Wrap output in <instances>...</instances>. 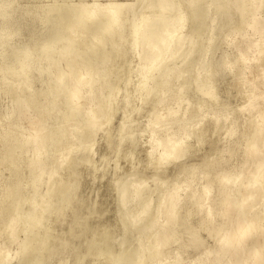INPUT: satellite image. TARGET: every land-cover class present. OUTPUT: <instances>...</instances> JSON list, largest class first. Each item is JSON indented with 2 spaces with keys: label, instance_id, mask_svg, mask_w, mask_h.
<instances>
[{
  "label": "bare ground",
  "instance_id": "6f19581e",
  "mask_svg": "<svg viewBox=\"0 0 264 264\" xmlns=\"http://www.w3.org/2000/svg\"><path fill=\"white\" fill-rule=\"evenodd\" d=\"M135 1L141 2L61 0L43 10L34 5L39 12L34 6L20 11L18 0H0V73L12 76L13 82L0 81L10 83L8 91L17 96L0 126V165H7L9 171L0 195V234H4L0 264L9 263L7 246L16 241L17 229L23 239L16 264H46L51 248L70 245L62 236H55L53 244L47 240L53 229L47 221L52 215L54 224H59L63 209L73 205L82 168L90 163L95 134H111L107 124L116 112L126 119L135 112L130 105L136 92H142L143 99L154 96L151 110L160 106L153 126H162L161 134L151 144L146 142L151 147L144 150L149 157L145 167L164 168L187 158L191 153L188 140L193 136L202 144L209 127L215 134L225 129L230 137L242 130L226 150L233 155L234 147L241 148L240 161L227 162L223 171L229 173L212 176L215 160L224 152L214 144L215 155H205L196 166L204 171L203 176L196 180V170L187 173L186 168H178L177 176L191 181L176 182L155 205L153 192L132 180L141 174L140 165L136 152L129 153L126 147L127 143L138 147L134 136L139 132L131 131L130 119L122 120L118 141L113 144L105 139L107 147L113 146L118 153L126 141L128 153L121 152L122 159L131 163L127 170L122 172L117 166L114 172L120 209L117 227L124 231L118 236L119 248L112 250L108 244L110 228L97 231L85 225L80 206L73 209L67 234L88 232L86 254L108 264H264V0H142L137 7ZM11 27L12 34L8 33ZM23 29L28 36L15 44ZM223 44L236 52L228 64L215 56ZM62 60L64 68L59 66ZM134 74L137 80L131 88ZM227 78L226 94L236 88L239 102L233 114H242L239 122L222 114L227 99L216 100L219 85ZM35 80L40 82L38 89ZM121 82L125 83L122 102L118 94L116 99L111 97ZM171 85L174 98L169 104L174 108H169V100L163 102L164 89ZM207 115L211 124L202 119ZM22 124L28 129L21 133ZM169 126L176 130L168 133ZM24 155L28 185L33 188L28 198L18 191L20 176L13 177ZM44 174L49 176L43 195L38 190ZM153 177L155 185L164 184ZM141 193L143 197L131 205ZM25 202L28 209L22 212ZM154 206V215L148 217ZM194 214L198 217L195 228L181 236ZM137 224L141 230L131 239L125 232ZM201 229L210 235L211 246L180 261L181 252L202 242ZM171 245H177L174 255H165ZM82 260L78 256L75 264Z\"/></svg>",
  "mask_w": 264,
  "mask_h": 264
},
{
  "label": "rangeland",
  "instance_id": "374dc122",
  "mask_svg": "<svg viewBox=\"0 0 264 264\" xmlns=\"http://www.w3.org/2000/svg\"><path fill=\"white\" fill-rule=\"evenodd\" d=\"M60 1L61 0H58V1H56V0L55 1L54 0H46V1L45 0H18L17 6H18V9L20 11L23 10V8H26L28 6L32 7L34 5H36V6L38 5V7L41 10H43L42 8H44L45 6L47 7L48 5H52L53 3H57ZM83 1H86V0H83ZM117 1L126 2L128 0H117ZM141 3H142V0H141V2L138 1V3H136V1H135L134 6L137 7ZM42 5H43V7H41ZM36 6H34V7H36ZM38 7H36V8L40 12L41 10ZM27 21L29 22L30 20H27ZM37 21H38V19L36 18V20L34 22H37ZM13 31H14V27H11L8 30V33L12 34ZM27 36H28L27 29H23L21 31V33L15 38L14 43L18 44V45L21 44L23 41H25ZM234 45L235 44L232 43L231 48L234 47ZM235 54H236V52L231 50L227 44H223L215 52V56H217V57L222 56L224 59V62L227 64L229 62H232V59L234 58ZM5 58H7V57H5ZM1 61H2V59L0 58V63H1ZM177 62H180V60ZM65 65H66L65 60H62L59 63V66L62 68H64ZM134 69L136 70L137 68L135 67ZM133 76H135V74ZM1 79H6L10 83L13 82L12 76H10V75L4 76L2 73H0V80ZM136 80H137V77L136 76L133 77L132 82L129 84V87L133 88L134 84L136 83ZM228 80H230V79L227 78L224 82H222L219 85V93H218L216 100L217 101H221V100L223 101L224 99H227L228 103H227V106L222 109L223 110L222 114L226 113V114L230 115V117L232 116L231 119L236 118L239 122L240 121L239 119H241L242 114H239V115H236L235 113L233 114V109H235L237 107L238 102H239V101H237V98L235 96L236 95V88L235 89L232 88L226 94V88L229 85L228 83H230V82H228ZM10 83L5 85L0 81V126H1V124L5 123L7 121L6 119L4 120L5 115L7 116L8 114H10V112H12L10 110L13 109L14 106L11 103L17 97V96H12L10 94V92L8 91L10 86H11ZM39 87H40V82L35 80L34 88L38 89ZM117 88L119 89L120 92L118 91L116 93V95H112L111 97L116 99L117 94H118L117 100L121 99V102H122L123 97L125 95V83L121 82L117 86ZM164 90H167V91L163 97L164 98L163 102L166 103L165 101L169 100L168 101L169 108H174L175 106H172V104H169V102L172 103V101H173L172 98H174L173 94H172L173 93L172 92L173 91L172 85H171V87H167V89L165 88ZM142 95H143L142 92H140V93L136 92V94L133 95L132 103L130 105V107H133L135 112L137 111V114L134 112V113H132V115L130 117L126 116L127 117V119H126L125 116L122 114V112L118 111L112 117L111 122L107 124L108 127L111 129V134L109 136L108 135L105 136L104 134H102V131H99L98 133H96L97 135L95 134V136H94L95 144L93 145V148L91 149V151L88 153V155L90 157V163L88 165H86V167L84 166L82 168L83 171H81L82 174L80 177V186L74 192V203H73V205L63 209V211H64L62 214L63 219H61L59 224H54L55 217L52 215L49 218V221H47V224H49L53 228L52 231L50 232V234L48 235L49 237L47 240L53 244L55 236H57V237L62 236V237H64V239L66 238L69 241L70 245L67 248H63V247H61L60 244H58L56 247L51 248V250L48 252V260H47L46 264H75L76 258L78 256L83 257L82 264H108L106 261H104L103 259H100L99 257H95L94 255H91V254H86V249H87V247H89V245H87L86 241L90 237V234L88 232L81 233V234L76 232L75 235H71V236H69L67 234L69 222L71 220V214L73 213L74 207L77 208L78 206L81 207L80 210L83 212V214L86 217L85 218L86 219L85 225L95 226L97 231H100L101 229H103L105 227H108V228H110V231H113V232H110V235L108 236L109 237L108 244L111 245L110 247L112 248V250H114V249L116 251L118 250L119 245H120L119 237H120V234L122 235L124 231H122L119 226L117 227V225L119 224V223L117 224V221L119 220L120 209H119V204H118V197H117L116 191H115V186L113 185L114 184V178H115L114 172H115V168L117 166L121 167L123 169L122 170V172H123V171L127 170V168H129L130 164H131L128 161H125L122 159V157H123L122 153H125V152L128 153V151H130L129 153H131V151L136 152V153L134 152L135 158L137 157L136 159H138L137 160L139 163L138 165L141 166V167L139 166V168L137 167V170L141 174H136V175L132 176V180L141 181L147 187L146 188L147 192H151V191L153 192L152 198L155 201V205H156L157 201H159L164 196H167L172 191L173 186L176 182H178V181L184 182L187 180V178H185V177H178L177 176L176 171H178V168H180V167L186 168L187 173H190L193 170H196V172H198V174H196V177H195L196 180H198L199 178H201L203 176L204 171L202 169H196V166H198V164L202 162L201 159L205 155L208 157L215 155V154H213L214 149L212 147L214 144H216L217 146L224 149V152H222L220 154V157H218L215 160L214 168L211 170L212 176H219L220 177L223 174L229 173L230 171H228V172L223 171V168L228 166L227 162H229V163L234 162L233 163V165H234L235 163H238L240 161V150L239 149H241V148L234 147L233 150L235 152L233 155H230L226 150L229 148V146L231 144H233L234 141H236V139L238 138V136L240 135L242 130L237 129L234 132L233 136L230 137L228 135V131H226L225 129H221L218 134H215L212 132V130H211L212 128L209 127V129H207V131L203 134V140L204 141L202 144H197L196 139L193 136L188 140V143L190 144L191 153L187 154V158H182L180 161L172 162V163L166 165L164 168L145 167L144 162L145 161L147 162V160H148L147 158H149L146 155V152H145L146 148L145 147L148 146L147 150H150L151 146L148 144H149V142L151 144L152 141L159 138V135L161 134L160 128L162 126L157 125L159 129L157 128V126H153V125H155L154 120H156L157 110L160 107L159 106L156 109L151 110L150 103L154 99V96L150 95V96L146 97L145 99H143ZM170 95H171V97H170ZM169 98H171V99H169ZM216 100H214L211 103L216 104ZM42 103L46 104V100H44ZM215 104H213V105H215ZM16 108L17 107H15L14 109H16ZM214 108H216V106ZM207 109H206V111H207ZM17 110H18V108H17ZM212 110L213 109H209V111H207V112H210ZM154 111H156V112H154ZM153 113H155V114H153ZM45 115L47 117L52 116L50 114H45ZM210 116L211 115H207L206 117H204L202 119L204 121H206V123L208 122L209 124H211L212 121L210 122V119H211ZM154 117H155V119H154ZM146 118H147V120H145ZM129 119H130V123L132 124V126L137 128V129H134V127H133L131 131L133 133L135 132V134H137L139 132V134L135 135L136 137L134 136V138L137 139V140H135V139L134 140L138 141L136 143L138 145V147L135 146V144L130 145L129 143H127L125 141V143H127L128 147H126L127 145L125 143H123L124 149H122L118 153V151H116V149L113 146L107 147L106 140L110 139L112 141V143L115 144L118 141L116 133H117L119 124L122 122V120L128 121ZM133 119H134V121H131ZM14 120H16V119H14ZM18 122H19V120H18ZM18 122L16 120V123H18ZM137 124L139 126H136ZM54 126L55 125L50 126L51 132L53 129H55ZM172 126L168 127V128H170L167 131L168 133H173L176 130V128H174V127L172 128ZM140 127H142V128H140ZM25 128H27L26 125H23L22 127H20V132L21 133L24 132ZM154 128H155V130H157V132L154 130ZM152 129H153V131H152L153 133L151 132ZM139 130H141V133H143L142 136H144V137L140 136L141 133ZM100 133L102 135H100ZM144 133H147V134L144 135ZM148 137H149V139H147ZM103 138H104V140L105 139L106 140L104 141ZM1 143H2V141H0V147H1ZM129 146L132 150H130ZM125 147L128 149V151H126ZM135 147H136V150L134 149ZM104 150H106L107 152ZM113 150H114V152H113ZM117 154H119V155L117 156ZM139 156H141V157H139ZM26 157L27 156H25V155L23 156L24 159L21 160V162L19 163L20 165L18 164L17 172L15 174H13V177L15 176V178H16L17 176L18 177L20 176L19 178H20V181L22 182V184H21L18 191L24 197L28 198L30 196L29 193H30V191L33 190V188L28 185V179H29L30 173H29V167L25 163ZM120 159H122V160L120 161ZM143 166H144V168H143ZM6 168H8L7 165H5V164L0 165V195L2 193L1 188L4 185V181H5L6 177L9 176V174H8L9 171ZM232 169H231V171H232ZM47 175L48 174H44L42 176V178H41L42 183L39 186V190H38V192L40 194H43V195L46 191V185H47L46 180H48V176H49V175L48 176ZM153 175L157 176L162 182H164V184L159 185V186L155 185L154 180H153V178H154ZM122 176L124 177L125 174H123ZM188 176H191V174H189ZM187 181H191V179L188 178ZM135 186H136V183H134L131 186V189L133 190V188ZM142 197H143V194L141 193L139 196L134 198V200H132L131 205L137 203L138 200L141 199ZM0 200H1V196H0ZM27 209H28V204H27V202H25L24 206L22 207V212L26 211ZM155 210H156V207L154 206V208L149 212L150 214L148 217L154 215ZM1 218H2V215H0V219ZM197 218L198 217L196 214H194L192 217H190V219L188 220L187 227L183 228L179 234L184 237L186 235V231L188 229L195 228ZM140 227H142V226L137 224L136 226L129 228L125 233L129 234V237L131 239L132 238L135 239L137 237L136 233H138L141 230ZM118 228H120V229H118ZM74 229L79 231L80 226H76ZM17 231L18 232L13 233L14 234L13 237L16 239V241H14V243H13V240H12L11 243H9L7 246L8 250H9V257H10L8 264H16L17 263L16 262L17 258L15 257V255H16V251L19 247V241L23 239V235L21 234V232L18 229H17ZM198 234L200 235L201 241L203 242V244H201L202 242L197 243L194 246L188 248L187 250L181 252L180 253L181 258L179 257L180 261H184V260L194 258L195 255L198 254L200 251L206 249V247L211 246L210 235L207 232H205L201 229V231H199ZM3 236H4V234L1 233L0 239ZM17 239H18V241H17ZM134 244L137 245V242H134ZM149 244H151V242ZM176 248H177V245H171L167 249V251L164 252L165 255L173 256ZM77 253L79 255H77ZM23 257H24V255L22 256V258ZM143 264H148V262L143 263Z\"/></svg>",
  "mask_w": 264,
  "mask_h": 264
}]
</instances>
